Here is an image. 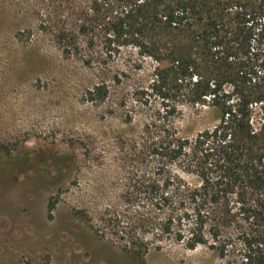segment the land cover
Returning <instances> with one entry per match:
<instances>
[{"label": "rangeland", "instance_id": "1", "mask_svg": "<svg viewBox=\"0 0 264 264\" xmlns=\"http://www.w3.org/2000/svg\"><path fill=\"white\" fill-rule=\"evenodd\" d=\"M77 2L0 0V264H237L169 240L140 258L101 224L159 171L152 143L165 123L193 137L215 121L189 106L165 118L146 92L159 64L134 49L89 67L76 33L81 52L66 55L58 33L80 23ZM103 81L100 100L90 91Z\"/></svg>", "mask_w": 264, "mask_h": 264}, {"label": "trees", "instance_id": "2", "mask_svg": "<svg viewBox=\"0 0 264 264\" xmlns=\"http://www.w3.org/2000/svg\"><path fill=\"white\" fill-rule=\"evenodd\" d=\"M73 13L75 31L58 33L66 55L81 52L76 33L89 67L134 49L159 64L146 92L165 118L189 106L215 121L193 137L165 123L159 171L135 179L103 227L140 258L169 240L264 264V0H80ZM108 94L106 81L90 91Z\"/></svg>", "mask_w": 264, "mask_h": 264}]
</instances>
